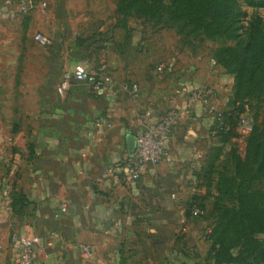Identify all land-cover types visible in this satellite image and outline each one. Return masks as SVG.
<instances>
[{
    "label": "crops",
    "instance_id": "1",
    "mask_svg": "<svg viewBox=\"0 0 264 264\" xmlns=\"http://www.w3.org/2000/svg\"><path fill=\"white\" fill-rule=\"evenodd\" d=\"M106 29H96L103 40L99 51L92 43L63 40V35L52 43L46 39L42 64L26 60L20 76L25 90L2 92L0 86V264H12L16 248L11 236L24 232L39 240L33 264H196L179 260L184 255L172 237L176 214L181 218L189 207L184 197L216 195L215 186L211 192L202 184L206 167L217 170L221 151H226L220 137L208 135L211 119L200 108L182 113L166 161L135 185H124L119 172L107 171L133 150L144 124L166 112L171 101L182 105L189 90L210 86L215 106L224 109L233 79L212 57L201 55L184 66L168 60L172 72L160 81L151 71L156 59L151 50L159 45L143 42L137 52L136 44H125L119 29ZM129 47L131 56L125 54ZM80 61L105 64L112 85L95 94L87 84L74 82L58 97L62 72ZM131 83L139 88L135 100L121 89ZM148 111L152 116L146 120ZM17 196L24 202L13 209L11 200ZM157 211L169 217L154 218ZM161 233L169 244L159 238Z\"/></svg>",
    "mask_w": 264,
    "mask_h": 264
},
{
    "label": "rangeland",
    "instance_id": "2",
    "mask_svg": "<svg viewBox=\"0 0 264 264\" xmlns=\"http://www.w3.org/2000/svg\"><path fill=\"white\" fill-rule=\"evenodd\" d=\"M247 1L239 0L242 15L237 27L240 28L238 34L242 39L246 37V28L251 21L259 19L260 26L264 29V7L248 6ZM26 2L27 0H0V86L2 92L10 89L16 90L18 87L25 90L27 83H20V76L24 75L27 69L26 60H34L42 64L41 62L47 58L46 47H40L34 41V36L37 34L51 43L53 39L58 36L62 37V35L63 40L70 39L73 44L92 43L97 51L103 47V45L100 46V42L103 41L101 35L96 30L99 26H105L106 30L111 27L119 29L125 44H136L134 50L137 52L141 43L144 42L151 46L155 42L156 46L159 45L156 47L158 50L153 51L149 47L153 52L149 54L156 58L151 71L155 72L160 81L170 77L172 71L167 63L170 59H175V66H184L195 60L197 56L204 55L213 58L219 49H235L237 44L232 39L227 40L224 37L213 41L203 32L187 27L184 22L172 16L171 0H161L150 5L154 14L152 17L129 12L128 5L124 0H32L33 7L28 10L20 7ZM134 32L142 35L139 37ZM132 50L131 47L126 48L125 54L131 56ZM147 50L148 48H146ZM160 65L165 67V72L162 74L157 72ZM228 76L233 79L231 97L224 101V109L216 107L222 112H229L234 108L232 101L235 94V79L233 75ZM243 102L244 106L239 110L232 137L225 142L226 151H221V159L217 165V172L225 173L226 176L231 175L232 166L229 161H224V151L229 152L234 149L240 157H243L246 139L252 129L264 127V89L256 97L243 100ZM243 109L247 110L248 123L241 126L238 125V122ZM211 122L208 135L217 137V135H212L215 125L212 119ZM227 126L229 127L228 124ZM212 183L206 180L202 184L205 188L209 186V189L212 188L211 192H214L215 185ZM247 186L251 193H255L256 206L264 210V177L255 178ZM236 197L235 193L233 196H221V220L223 211L236 209ZM194 198L197 200H193ZM183 201L188 206L193 203L194 207L191 212L188 209L181 211V218H179V213L176 214L179 223L175 228L177 233L173 235L172 239L175 240L178 251L184 255L179 260L187 262L186 259H189L196 264H209L206 260L209 243L205 241L218 218L213 210V198L212 196L207 198V196L194 192L184 197ZM143 213L145 214L144 211L138 212L139 215ZM169 214V212L157 211L154 218L169 217ZM180 221H183V226ZM163 234L165 233L160 234V239L167 238ZM229 238L233 242L236 237L230 236ZM256 238L259 239L261 250L264 249V234L258 235ZM169 241L168 239L166 243L169 244ZM178 264L185 263L179 262Z\"/></svg>",
    "mask_w": 264,
    "mask_h": 264
},
{
    "label": "trees",
    "instance_id": "3",
    "mask_svg": "<svg viewBox=\"0 0 264 264\" xmlns=\"http://www.w3.org/2000/svg\"><path fill=\"white\" fill-rule=\"evenodd\" d=\"M160 1L124 0L129 12L151 17L154 14L150 5ZM171 3L172 16L187 27L203 32L213 41L224 37L237 43L235 49L222 48L213 56L215 63L235 79L234 108L224 114L229 127L217 134L225 143L232 137L239 110L244 106L243 100L256 97L264 89V29L260 26L261 21H251L246 28V37L242 39L237 27L242 15L239 0H171ZM247 5L264 7V0H248ZM223 155L224 161H229L232 166L230 176L218 173L212 165L203 172L204 180L213 181L215 185L217 196H206H212L213 210L218 215L206 238L209 243L206 260L209 264H264V249L261 250L256 238L264 234V210L256 206L255 193L247 186L255 178L264 177V127L252 129L246 139L243 157L234 149ZM214 174L216 181L211 179ZM234 193L237 207L223 211L221 220V196H233ZM21 202H24L22 196L12 197L11 208L15 209ZM193 207L194 204H190L188 211L191 212ZM230 236L236 237L233 242Z\"/></svg>",
    "mask_w": 264,
    "mask_h": 264
},
{
    "label": "built area",
    "instance_id": "4",
    "mask_svg": "<svg viewBox=\"0 0 264 264\" xmlns=\"http://www.w3.org/2000/svg\"><path fill=\"white\" fill-rule=\"evenodd\" d=\"M20 7L26 10L31 9L33 7L32 0H27L26 4ZM34 41L40 47L47 45V40L39 34L34 36ZM157 72L164 73L165 67L160 65ZM74 82L87 84L95 94L102 93L112 85V79L106 73L105 64L92 66L88 61H80L62 72L55 88L56 95L63 98ZM121 89L129 93L132 99H137L139 88L136 84H123ZM195 108H200L208 118L213 120L215 126L212 135L228 130L227 123L224 121L226 112L216 108L212 88L210 86L193 88L184 96L182 105L176 101H171L166 112L159 115L154 121L144 124L142 130L134 137L133 150L112 166L107 173L119 172L124 185H135L143 174L166 161L168 144L180 115L184 112L190 113ZM151 116L152 113L149 111L144 114L146 120L151 119ZM247 117V110L243 109L238 125H246L248 123ZM2 165L3 159L0 157V168ZM62 210L64 211V206H62ZM11 242L16 248L12 264H33L35 249L39 242L38 238L30 232L15 233L11 236ZM82 253L89 255L90 251L83 249Z\"/></svg>",
    "mask_w": 264,
    "mask_h": 264
}]
</instances>
